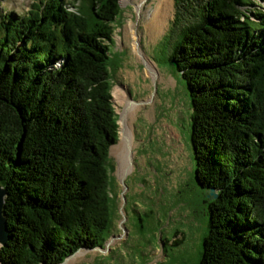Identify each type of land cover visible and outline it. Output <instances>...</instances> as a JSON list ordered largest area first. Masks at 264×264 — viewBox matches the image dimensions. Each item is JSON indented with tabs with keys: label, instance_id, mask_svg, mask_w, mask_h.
I'll return each mask as SVG.
<instances>
[{
	"label": "trees",
	"instance_id": "trees-1",
	"mask_svg": "<svg viewBox=\"0 0 264 264\" xmlns=\"http://www.w3.org/2000/svg\"><path fill=\"white\" fill-rule=\"evenodd\" d=\"M79 1L0 13V180L11 235L3 264L62 262L101 246L113 225L112 43L123 8ZM176 3L169 60L191 95L196 176L219 192L199 264H264V9H247L255 0Z\"/></svg>",
	"mask_w": 264,
	"mask_h": 264
},
{
	"label": "rangeland",
	"instance_id": "rangeland-1",
	"mask_svg": "<svg viewBox=\"0 0 264 264\" xmlns=\"http://www.w3.org/2000/svg\"><path fill=\"white\" fill-rule=\"evenodd\" d=\"M139 1L120 0L123 14L112 43L113 93L120 129L127 100L139 102L131 123L135 135L130 148L133 169L120 171V159L124 156L126 160L127 148L117 147L111 157L110 234L101 246L86 249L72 264H199L202 259L209 231L208 203L212 200L196 176L189 87L183 72L169 60L177 0L166 26L155 36L146 22L157 0L145 1L142 14ZM32 2L0 0V9L21 12ZM258 3L264 7V0ZM258 3L252 8L259 7ZM131 21L139 26L143 49L157 67V76L148 71L135 48Z\"/></svg>",
	"mask_w": 264,
	"mask_h": 264
},
{
	"label": "bare ground",
	"instance_id": "bare-ground-1",
	"mask_svg": "<svg viewBox=\"0 0 264 264\" xmlns=\"http://www.w3.org/2000/svg\"><path fill=\"white\" fill-rule=\"evenodd\" d=\"M145 1L147 0H140L138 3V9L140 10L141 14L145 5ZM173 2L174 0H157L153 10H150L146 25L147 28L149 29L148 31L151 33V36H155L157 33L159 34L166 26L167 16H169L171 13ZM261 7L264 8L263 6ZM138 29L139 26L137 25V23L131 21L129 30L134 37L135 48L139 51L143 62H145L146 64L148 71L152 75L157 76L158 73L157 67L146 55L142 45L143 42L141 39V34L139 33ZM138 107H139V102H137L135 99L127 100L126 107L123 111L122 120H121L123 124L122 129H120L121 133H119V137L121 134V138L117 141V143L113 144L111 147V157L113 155V152L116 151L117 147H122L124 145L127 148V158H126L127 161L124 159L125 158L124 156L120 159L121 172L124 171L127 172L128 170L131 171V169H133V161H132L133 153L130 148H133L135 135L133 130L134 128L132 127L131 123H132V118L137 113ZM85 251L86 250H82L81 252H78L77 254L68 257L67 260L63 261L62 263H54V264H72L73 261L76 258L81 257L85 253ZM0 264H2L1 260H0Z\"/></svg>",
	"mask_w": 264,
	"mask_h": 264
},
{
	"label": "water",
	"instance_id": "water-1",
	"mask_svg": "<svg viewBox=\"0 0 264 264\" xmlns=\"http://www.w3.org/2000/svg\"><path fill=\"white\" fill-rule=\"evenodd\" d=\"M171 64L175 65L174 62H171ZM122 115H121V118H122ZM124 177H126L125 174H124ZM2 183L3 182L0 180V245H1L0 246V260H1V263L3 264V261L1 259V254H2L1 248H2V246L6 245L8 243V241L11 238V235H10L8 219H7V216L4 213L5 212V203H6V198L5 197L7 195V189L3 186ZM205 190L208 192L207 196L211 200H215V199L218 198L219 192H218L216 186H214V185L211 186V187L208 186L207 189H205ZM92 248H96V247H94V246H85V247H82L81 249L79 248L75 253H73L70 256H73V255L77 254L78 252H81L82 250H86V249L88 250V249H92ZM70 256H68V257H70ZM67 258L64 259V261H66ZM62 262H59V263H62ZM41 264H48V263L47 262H42Z\"/></svg>",
	"mask_w": 264,
	"mask_h": 264
}]
</instances>
